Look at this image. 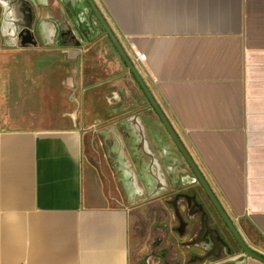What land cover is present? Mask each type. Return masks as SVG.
Masks as SVG:
<instances>
[{
    "label": "crops",
    "instance_id": "0c3cea01",
    "mask_svg": "<svg viewBox=\"0 0 264 264\" xmlns=\"http://www.w3.org/2000/svg\"><path fill=\"white\" fill-rule=\"evenodd\" d=\"M20 2L41 45H19L26 25L16 18ZM45 4L0 0V264H141L133 256V217L113 190L109 162L92 151L95 135L76 119L67 127L36 123L65 102L59 24ZM91 4L125 51L146 54L136 68L182 144L211 224L234 245L225 216L262 260L238 249L222 261L187 263L186 253L196 252L183 251L187 240H169L172 248L183 264H264V0ZM134 139L138 145L121 150L117 168L125 187L129 180L137 189L134 174L146 173L148 156L156 176L176 145L141 130ZM158 180L153 204L162 202Z\"/></svg>",
    "mask_w": 264,
    "mask_h": 264
},
{
    "label": "rangeland",
    "instance_id": "374dc122",
    "mask_svg": "<svg viewBox=\"0 0 264 264\" xmlns=\"http://www.w3.org/2000/svg\"><path fill=\"white\" fill-rule=\"evenodd\" d=\"M43 6L49 13H54L59 24L60 46H63L65 102L58 115L54 112L53 117L37 119L36 123L67 127L76 119L78 124L83 125V133L95 135V140H91L92 151L96 152L99 159L106 158L109 162L114 178L113 190L119 189L121 199L129 207L134 220L133 256L141 264H163L158 255L162 249L168 248L169 240L181 242L193 236L191 226L187 227L184 236L174 232L173 227L178 226V223L170 203L178 194L194 195L198 202H202L198 196L199 188L194 187L196 181L176 147L169 164L167 160L159 164L156 176L151 173L155 159L149 155L146 159L148 167L144 162L146 173L141 176L134 174L138 188L134 187L136 182L131 184L129 180L128 187H125L117 164L125 146L131 150L138 145L134 139L137 131L158 137L161 144L171 145L173 140L105 29L93 15L89 2L46 0ZM29 19L23 16V23H28ZM51 22L56 23L49 20ZM33 32L37 45H41L40 30L33 28ZM67 92L79 94V99L76 96L72 100L71 95L67 97ZM130 154L134 158V152ZM133 158L128 157V161L131 162ZM156 178L159 179V198L162 202L153 204L152 183ZM178 202L180 206L185 200L180 199ZM158 209L163 211L157 214ZM183 219L185 222L187 219L194 220L189 219L187 214L183 215ZM164 226L168 227V232L162 230ZM187 250V247L183 248V251Z\"/></svg>",
    "mask_w": 264,
    "mask_h": 264
},
{
    "label": "flooded vegetation",
    "instance_id": "af4514ba",
    "mask_svg": "<svg viewBox=\"0 0 264 264\" xmlns=\"http://www.w3.org/2000/svg\"><path fill=\"white\" fill-rule=\"evenodd\" d=\"M89 6L91 8L93 15L95 16L94 9H93L92 4L90 2H89ZM18 42H19V39H18ZM187 195H189V194H187ZM189 196H191V195H189ZM180 199L185 200V202H183L182 205L178 206L179 214L175 213V208H173V204L170 203V206L173 210V216L175 217V220L178 223V226L173 227L175 233L179 234V228H180L179 221H184L183 215L187 214V217L189 219H193L194 217L198 216L196 224H194V227H190V229L193 228V230H192L193 236H192V238H190V240L185 241V244H184V246L187 248H190V247L194 248L195 246H198V247L194 248L196 250V252L189 253L185 262L191 263V262H206V261H209V262L222 261L226 258L234 257L233 255L236 252L235 251L236 248L242 249L240 243L237 241V239L234 236H233L234 245L229 243L225 239L223 234L219 231L217 226L211 224V222L209 221L210 220L209 214H208V217H206L203 214V211H200L197 208V206L194 204V201H191L190 204L188 205V202L186 199H184V198H180ZM178 203L179 202H177L176 205ZM198 203H201V202H198ZM181 206H183L182 207L183 209L181 208ZM162 211H163L162 209H158L156 213L159 214ZM203 220L207 221V226L202 231ZM186 221H187L186 222L187 224L185 226V233H186L187 227L190 226V225H188V222H191V220L187 219ZM162 230H166L168 232V227L164 226ZM171 232H172V228L169 229V234ZM180 236H184V235H180ZM197 238H207V239H209V241H208V243L202 242L199 244H193V242H194L193 240H195ZM212 240H214V242H212ZM172 244L173 243L170 242L168 248L162 249L159 252L158 258H160L162 260L163 264H183V260L181 259V256H179L174 245L172 248ZM171 251H173V252H171ZM200 258H203V259H200ZM224 264H241V260H239L238 258H232L228 263H224Z\"/></svg>",
    "mask_w": 264,
    "mask_h": 264
},
{
    "label": "water",
    "instance_id": "95a60500",
    "mask_svg": "<svg viewBox=\"0 0 264 264\" xmlns=\"http://www.w3.org/2000/svg\"><path fill=\"white\" fill-rule=\"evenodd\" d=\"M90 3H92V0H88ZM16 12H18V14L16 13V18L17 21H21L23 23V16L27 17V15L29 14V10L25 11L24 10V3L20 2L19 4H16L15 6ZM30 16V14L28 15ZM96 18H98V20L101 22L100 20V16L96 15ZM29 19V17H28ZM30 21V19H29ZM102 27L105 29L107 35L109 36L110 40L112 41V43L114 44L116 50L118 51L119 55L121 56V58L123 59V61L125 62V64L128 66L130 72L132 73V75L134 76V78L137 80L139 86L141 87L143 93L145 94L147 100L150 102L152 108L154 109L155 113L157 114L158 118L160 119V121L164 124L165 128L167 129L171 139L173 140V142L175 143L176 147L179 149L180 153L183 155V157L185 158V160L189 163L186 155L183 152V148H182V144L180 142V140L175 136V133L173 131V128L170 124V122L168 121L165 113L163 112V110L161 109L160 105L158 104V102L156 101L155 97L153 96L149 86L146 84L145 80L140 76L136 65L134 64V62L131 60V58L128 56L127 52L125 51V49L123 48V46L120 44L119 40L117 39L115 33L108 27L105 26L103 22H101ZM17 39H19V45L22 47H27V46H37V40L35 38V34L33 32V25L31 23H26L25 26H23V28H21L17 34ZM190 164V163H189ZM200 181V180H199ZM203 185V184H202ZM205 188V187H204ZM208 193V192H207ZM180 198H184L187 200L188 205L190 204L191 201H194V204L197 206V208L200 211H203V214L208 217V212L205 209L204 205L202 203H198L196 197L194 195H187V194H178L175 196L174 200L171 201V203L173 204V208H175V213L179 214V208H178V204L176 205V203L179 201ZM212 203L215 206L216 210L220 213V209L217 205V202H214L213 199ZM223 220L227 225V228L230 230V232L233 234V236L237 239V241L240 243L242 250L249 256L262 260L261 258H259L258 256L254 255L243 243L242 239L239 237L238 233L236 232L235 228L233 227V225L231 224V222L225 218V216H223ZM186 222L184 221H179V234L180 235H184L185 234V226H186ZM207 226V221L203 220L202 222V231L204 230V228ZM193 244H199V243H208L209 239L207 238H197L195 240H193ZM212 242H214V240H212ZM219 247V246H218ZM203 259V258H200ZM242 260V259H241Z\"/></svg>",
    "mask_w": 264,
    "mask_h": 264
},
{
    "label": "built area",
    "instance_id": "2783aa9c",
    "mask_svg": "<svg viewBox=\"0 0 264 264\" xmlns=\"http://www.w3.org/2000/svg\"><path fill=\"white\" fill-rule=\"evenodd\" d=\"M126 52H127L128 56L131 58V60L134 62V64H135V61L143 62L146 60V54L140 50H136L133 48V49L126 51Z\"/></svg>",
    "mask_w": 264,
    "mask_h": 264
}]
</instances>
